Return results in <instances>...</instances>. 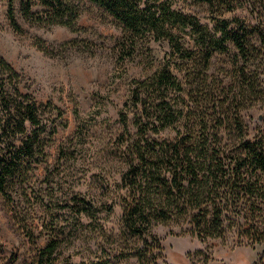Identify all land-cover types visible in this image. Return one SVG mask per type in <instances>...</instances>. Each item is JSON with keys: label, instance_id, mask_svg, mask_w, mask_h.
<instances>
[{"label": "rangeland", "instance_id": "1", "mask_svg": "<svg viewBox=\"0 0 264 264\" xmlns=\"http://www.w3.org/2000/svg\"><path fill=\"white\" fill-rule=\"evenodd\" d=\"M70 2L79 13L74 32L25 21L16 0V18L25 31L17 35L6 18V0H0V57L19 73L23 93L57 109L52 113L47 110L43 116L57 126L55 134L42 136L44 155L8 183L13 210L0 195V264H264V245L256 242L258 237L264 238L263 179L256 197L241 196L236 202L222 237L200 240L189 225V205L168 197L159 180L144 170L146 164L133 146L140 144L146 160H154L161 153L147 150L146 140L173 143L177 141L175 134L164 131L142 138L131 127L130 156L140 170H130V158L121 146L124 138L118 114L126 111L123 105L130 95V79L147 78L158 69L169 50L167 42L152 37L139 40L133 57L124 65L126 77H119L117 43L125 35L122 26L88 0ZM242 5L231 16L256 25L264 35V0H242ZM186 9L202 23L211 13L206 4ZM177 32L186 47H194L189 34ZM35 39L43 40L52 54L38 50ZM69 41L78 42L79 48L66 46ZM250 41L253 48L249 49L246 78L258 87L256 95L242 84L243 61L231 43L227 52L213 53L207 71L195 80L201 105L193 108L186 130L189 136H185L182 148L200 163L206 154L212 156L215 171H198L201 183L208 182L212 189L221 178L220 157L241 156L246 140L264 129V41L256 36ZM246 90L251 96L243 99L241 93ZM236 97L240 98L238 104ZM129 117L133 119V111ZM219 119L227 123L225 131L213 128ZM124 173L136 182L147 214L141 227L150 229L151 236L144 239L126 231L119 221L118 207L114 213L102 209V205L112 203ZM165 173L161 171V178ZM189 195L194 202L198 192ZM74 197L92 202L96 218L69 211L66 206L73 205ZM213 198L205 193L200 209ZM95 223L100 225L99 233L94 232ZM150 237L157 239L161 250ZM49 244L55 245V251L46 261L42 252ZM132 248H139L141 258L127 256Z\"/></svg>", "mask_w": 264, "mask_h": 264}, {"label": "trees", "instance_id": "2", "mask_svg": "<svg viewBox=\"0 0 264 264\" xmlns=\"http://www.w3.org/2000/svg\"><path fill=\"white\" fill-rule=\"evenodd\" d=\"M15 1L6 0V18L13 32L23 35L25 31L16 18ZM88 1L102 8L123 28L125 35L117 43L119 77H126L124 65L133 57L139 40L152 37L157 41L167 42L169 50L165 52L159 68L147 78L130 79V95L123 105L126 111L118 114L124 138L121 146L130 158L129 167L134 173L140 169L130 156L132 146L128 143L132 136L131 127L134 126L142 138L164 131L173 132L177 139L173 143L158 139L146 140L147 150L155 152L157 149L161 157L156 155L154 160H146L143 147L137 143L133 145L135 152L146 164L144 170H148L153 178L159 180L168 197H175L189 205L187 207L192 210L189 225L196 238L222 237L224 223L232 219L231 214L239 198L256 197L261 192L258 184L262 179L264 182V129H258L246 140L241 156L220 157L223 160V163L219 162L221 178L215 189L210 188L206 181L201 183L198 171L205 168L213 173L217 165L210 155L203 156L204 163H200L193 160L189 151H183L182 144L185 136H189L186 130L190 128L193 108L201 105L199 88L194 84L197 77L207 71L213 53L227 52L231 43L243 61L240 75L245 81L242 84L256 95L258 87L254 81L246 78V68L250 63L249 49L253 46L250 38L261 37L264 41L263 33L256 25L231 16L236 8L243 7L242 0ZM193 4H206L209 7L211 13L206 23H202L194 13L186 9ZM18 6L19 14L29 23L66 27L73 32L77 30L79 13L70 0H18ZM177 31L189 34L194 47H186ZM34 44L47 55L52 54L43 40L35 39ZM65 45L79 48L76 41H69ZM18 84L19 73L0 57V195L11 210L13 201L7 192L8 183L32 164L39 162V158L44 155L42 136L55 134L57 127L54 120L43 118L47 110L52 113L57 109L49 103H38L30 94L23 93ZM246 92L247 90L241 93L243 99L251 96ZM235 101L240 103V98L236 97ZM131 111L132 120L129 117ZM58 116H62L59 111ZM203 122L208 124L205 120ZM240 123V119H237L239 127ZM226 127L224 119L217 120V125L213 126L219 131H225ZM161 171H166L162 178ZM195 190L198 195L193 202L189 193L192 194ZM205 193L212 194L214 198L202 210L200 198ZM73 202V205L66 206L69 211L91 219L96 218L92 202L75 197ZM117 207L120 212L119 221L128 233L141 239L151 236L150 229L141 227L147 214L140 203L136 182L128 173H124L121 178L112 203L102 205V209L109 213H114ZM196 209L204 211V214L194 213L193 210ZM93 229L99 233L100 225L93 224ZM150 238L158 243L156 247L161 250L157 239ZM256 242L264 245L263 236L258 237ZM54 251L55 245L49 244L42 252V257L49 261ZM140 254L139 248H132L127 256L141 258Z\"/></svg>", "mask_w": 264, "mask_h": 264}]
</instances>
